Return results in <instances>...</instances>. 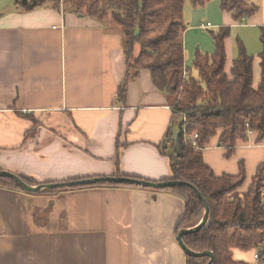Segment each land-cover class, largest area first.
I'll use <instances>...</instances> for the list:
<instances>
[{
  "label": "crops",
  "instance_id": "obj_1",
  "mask_svg": "<svg viewBox=\"0 0 264 264\" xmlns=\"http://www.w3.org/2000/svg\"><path fill=\"white\" fill-rule=\"evenodd\" d=\"M254 1L257 12L241 20L220 0L197 8L186 1V65L194 64L202 31L228 26L226 74L233 77L240 41L255 59L256 88L264 0ZM209 15L215 22L202 28ZM124 39L111 16L0 0V170L38 184L113 175L170 179L172 149L163 147L175 138L174 125L180 129L176 101L143 68L120 102L128 70ZM215 50L212 40L207 53ZM254 134L230 156L217 136L203 150L217 175L238 174L244 162L242 197L264 165V142ZM184 211L183 198L161 189L99 185L37 194L0 186V264H186L175 232ZM232 250L235 260L264 264L257 249Z\"/></svg>",
  "mask_w": 264,
  "mask_h": 264
},
{
  "label": "trees",
  "instance_id": "obj_2",
  "mask_svg": "<svg viewBox=\"0 0 264 264\" xmlns=\"http://www.w3.org/2000/svg\"><path fill=\"white\" fill-rule=\"evenodd\" d=\"M17 1L27 8H35L50 1L56 2ZM64 1L75 6L79 12L96 19L103 20L107 15L111 16L125 34L124 48L128 70L125 80L118 88L120 102L124 104L126 101L130 80L137 78L141 69H149L156 87L174 96L175 110L186 113V133L199 134L198 147L188 146L180 125L178 136L172 138L168 146L166 144L163 147L164 150L172 149L169 180L191 182L203 194L210 207L208 222L203 228L183 236L187 247L194 251H214L215 259L212 264H246L233 258L234 247L242 250L257 249L261 255L260 259L264 262V165H260L248 192L242 197L237 194V190L246 182L244 162L240 164L238 174L217 175L203 158L204 148L209 146L216 136L218 144L226 148V156L234 153L239 142L247 141L250 132L255 133L256 143L264 142V27L261 28L263 50L259 55L262 78L255 88V59L248 54L245 45L240 41L239 55L231 70L233 77L226 74L225 40L231 33L228 26L212 31L216 46L213 54H204L198 50L193 67L186 65L185 46L182 42L187 27L184 17L186 0ZM220 1L222 10L231 12L237 20L254 16L259 8L254 0ZM189 2L197 8L205 6L210 0ZM77 10L75 12H78ZM137 45L140 47L138 55L135 54ZM192 69L197 71L199 80L191 74ZM22 179L30 185L38 184L26 176ZM70 180L56 182L69 183ZM99 185L144 187L130 183L99 181L95 184L59 186L41 193ZM0 186L23 191L18 183L8 177L0 176ZM161 190L174 193L185 201V211L176 228V235L181 229L194 226L203 218V202L190 187L172 185ZM209 260V255L186 254V264H206Z\"/></svg>",
  "mask_w": 264,
  "mask_h": 264
},
{
  "label": "water",
  "instance_id": "obj_3",
  "mask_svg": "<svg viewBox=\"0 0 264 264\" xmlns=\"http://www.w3.org/2000/svg\"><path fill=\"white\" fill-rule=\"evenodd\" d=\"M0 176L1 177H8L12 178L16 183L19 184V186L23 189V191H27L30 193H41V191L54 189L55 187L59 186H66L69 187L70 185H84V184H95L99 183V181H110V182H118V183H125V184H135L144 186L146 188H152V189H161L164 187H169L172 185H184L190 187L194 192H196L197 196L201 201L203 202V205L205 207V212L203 215V218L199 221L198 224L194 226H189L188 228H183L179 231L177 234L178 242L182 248L183 251H185V254L192 255V256H204L209 255L210 260L206 264H212L215 259V253L211 250H204V251H194L190 247L188 248L184 241V235L189 234V232H197L203 228V226L208 222V217L210 213V207L208 205L207 200L203 196V194L198 190V188L192 184L189 181H181V180H166V181H151L147 179H138L135 177H126V176H99V177H86L84 179H77V180H70V182H55V183H40L36 185H30L28 182H25L21 176L15 174L14 172L4 171L0 170Z\"/></svg>",
  "mask_w": 264,
  "mask_h": 264
},
{
  "label": "rangeland",
  "instance_id": "obj_4",
  "mask_svg": "<svg viewBox=\"0 0 264 264\" xmlns=\"http://www.w3.org/2000/svg\"><path fill=\"white\" fill-rule=\"evenodd\" d=\"M186 1H188V0H186ZM50 3L53 6H56L59 9H62V10H64L65 8L68 9V10L72 9L73 11L77 10L75 6L66 3L64 0H56L55 3L53 1H50ZM83 10H85V8ZM107 16H109V15H107ZM204 21L205 22H208V21L215 22V19H214V16H210L209 15V17L207 19H205ZM199 23H200V21H197L195 23V26H197V24H199ZM196 31L199 33L201 30L198 31V29H197ZM212 31H218V28L213 27L210 30L202 31V33L200 34V40L198 41L197 45H200L198 50L201 51L204 54L207 53V48L208 47H212V40H213ZM192 65H193V63H192ZM192 65H190V66L193 67ZM191 74L195 77L196 80H199L200 77H199V75H198V73H197V71L195 69H192ZM173 98H174V96H173ZM176 119L179 120L180 123H181V119L179 117H176ZM178 133H179V126L178 125H174L173 134H175V137L178 136Z\"/></svg>",
  "mask_w": 264,
  "mask_h": 264
},
{
  "label": "built area",
  "instance_id": "obj_5",
  "mask_svg": "<svg viewBox=\"0 0 264 264\" xmlns=\"http://www.w3.org/2000/svg\"><path fill=\"white\" fill-rule=\"evenodd\" d=\"M202 28H211L212 27V23L211 22H203L200 24ZM185 74L187 75L188 74V71L185 72ZM174 115L176 117H179L181 119V123L180 125H182V129H183V133L185 134V143L188 145V146H191V147H198L197 146V139L199 137V134L194 132L192 134H188L186 133V129H187V119H186V113L184 112H181V111H175L174 112ZM251 133V132H250ZM260 252L257 251V253L255 254V257L257 259H260Z\"/></svg>",
  "mask_w": 264,
  "mask_h": 264
}]
</instances>
